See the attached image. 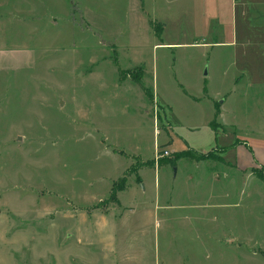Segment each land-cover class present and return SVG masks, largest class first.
Instances as JSON below:
<instances>
[{
  "label": "rangeland",
  "instance_id": "374dc122",
  "mask_svg": "<svg viewBox=\"0 0 264 264\" xmlns=\"http://www.w3.org/2000/svg\"><path fill=\"white\" fill-rule=\"evenodd\" d=\"M236 140L264 163V0H0V264H264Z\"/></svg>",
  "mask_w": 264,
  "mask_h": 264
},
{
  "label": "crops",
  "instance_id": "0c3cea01",
  "mask_svg": "<svg viewBox=\"0 0 264 264\" xmlns=\"http://www.w3.org/2000/svg\"><path fill=\"white\" fill-rule=\"evenodd\" d=\"M185 95L194 102H198V101H201L203 99H210L209 96H207V95H206V97L202 98L203 95L202 96H200V95L193 96V95L189 94L187 91L185 92ZM215 103H217V102L215 101V99H213L212 100V107H211V114L208 117L207 122L205 123V129H208V130H211V132H214L215 126H213V123L215 122V123H217L216 126H219V128H221L223 132H228V131H224V127H223L224 125L217 122V119L220 118L222 115V113H221V107H222L221 105L222 104L219 103V106L216 107ZM216 109L218 110V114L215 117ZM214 117H215V119H214ZM169 128L171 129V131L174 132V129L171 126L170 122H169ZM187 128L192 129V130L195 129L193 127H188V126L185 127V129H187ZM176 135H177V133H176ZM232 143L233 144L230 146H231L233 151H236V156L234 157L233 160H229V159L225 158V150L230 148V146L220 145L219 148H215V147L212 148L217 159L221 160L220 163L222 164L223 168H225V169H226V167L228 168V169H226L227 171L225 170V172H223L225 178H230V176L234 177L236 175V173L240 174L242 172L243 173L248 172L250 174H253L252 173L253 169H256L258 167V165L264 164V163L259 164V163L254 161V158L253 159L251 158V156H252L251 153L253 154V150L251 149V147L248 146L249 145L248 143L243 142V141H238V140H236ZM246 147L247 148L249 147V148L246 149ZM193 148L194 147H192L190 149L194 150L196 153H206V152L212 151L211 149L208 151L207 150L205 151V150H200V149L198 150V149H193ZM201 161H204V160H201ZM195 164H198V163H195ZM216 173H217L216 170H215V173L214 172L212 173V174H214L212 177L213 179H215V177H217L218 179L221 177L219 174H216ZM139 182H141V181H139Z\"/></svg>",
  "mask_w": 264,
  "mask_h": 264
},
{
  "label": "trees",
  "instance_id": "16d2710c",
  "mask_svg": "<svg viewBox=\"0 0 264 264\" xmlns=\"http://www.w3.org/2000/svg\"><path fill=\"white\" fill-rule=\"evenodd\" d=\"M134 81H135V84L139 85L140 87H143L144 90L147 92V89H145V87L143 86V84H141L139 78H136V80H134ZM217 114H218V110L216 109V111H215V117L217 116ZM215 117H214V119H215ZM188 155L190 156V154H188L187 151H184L183 153H179L177 155V157L178 156H181V157L184 158V156L187 157ZM168 160L171 162L172 165L175 164V161H176L175 159L170 158ZM253 173H255L256 176L258 177V179L262 180L263 183H264V174L262 172L258 171L257 169H253ZM112 192H113V195H114V193H115L114 188L112 189Z\"/></svg>",
  "mask_w": 264,
  "mask_h": 264
},
{
  "label": "built area",
  "instance_id": "2783aa9c",
  "mask_svg": "<svg viewBox=\"0 0 264 264\" xmlns=\"http://www.w3.org/2000/svg\"><path fill=\"white\" fill-rule=\"evenodd\" d=\"M168 152L167 151H162L161 156H167Z\"/></svg>",
  "mask_w": 264,
  "mask_h": 264
},
{
  "label": "water",
  "instance_id": "95a60500",
  "mask_svg": "<svg viewBox=\"0 0 264 264\" xmlns=\"http://www.w3.org/2000/svg\"><path fill=\"white\" fill-rule=\"evenodd\" d=\"M205 74H206V72H205Z\"/></svg>",
  "mask_w": 264,
  "mask_h": 264
}]
</instances>
